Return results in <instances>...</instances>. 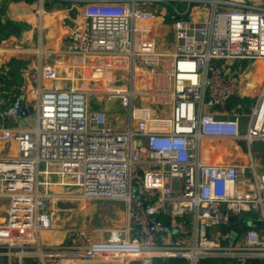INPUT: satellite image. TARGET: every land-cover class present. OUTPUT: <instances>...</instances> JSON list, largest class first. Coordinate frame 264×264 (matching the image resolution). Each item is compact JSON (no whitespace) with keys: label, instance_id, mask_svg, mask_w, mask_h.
<instances>
[{"label":"built area","instance_id":"built-area-1","mask_svg":"<svg viewBox=\"0 0 264 264\" xmlns=\"http://www.w3.org/2000/svg\"><path fill=\"white\" fill-rule=\"evenodd\" d=\"M45 2L81 6L74 54L83 65L80 78L41 68V82L68 87L20 88L0 113L15 121L28 105L27 127L0 128V141L17 145L16 157H0L7 263H264V170L252 152L264 141V79L251 109L243 93L254 88L243 83L248 68L264 63V0ZM164 26L173 41L162 50ZM93 96L120 102L123 113L94 110ZM219 143L233 144L240 159L213 162ZM90 201L125 203V225L68 227L63 242L45 241L78 209L58 202ZM244 212L258 213L260 225L238 233L242 222L228 218Z\"/></svg>","mask_w":264,"mask_h":264},{"label":"crops","instance_id":"crops-1","mask_svg":"<svg viewBox=\"0 0 264 264\" xmlns=\"http://www.w3.org/2000/svg\"><path fill=\"white\" fill-rule=\"evenodd\" d=\"M80 11L81 6L72 2H45L42 4L41 0H0V113L7 109L12 102L13 95L18 94L20 88L30 92L38 88L39 85L47 89L56 86L68 87L67 83L41 82L39 77L41 68L56 66L60 69L61 75L80 78L83 58L74 54L75 44L82 37L77 25L80 21ZM169 39L173 41V36H170ZM263 70L264 63H258L256 66L254 64L243 76V83L248 81L254 83L253 89L244 88L243 91L251 100L256 98L260 92L262 82L259 80L263 81L264 79ZM77 85L82 84L78 83ZM100 101L102 104H106V99L100 98ZM114 103L116 102H111L113 108ZM108 107L101 105L94 110L108 113L110 112ZM24 108L27 110L28 105H25ZM92 108L94 107L92 106ZM0 128H18L17 121L4 122L0 119ZM234 150L233 144L219 143L214 149L213 162L235 163L240 157L234 155ZM0 156L2 158L16 157V143L4 144L0 141ZM256 159L257 166L264 170V166H262L264 164ZM4 202V200H0L1 213L7 209ZM94 202L100 201H90L93 207L95 206ZM74 212L65 213L69 214L65 216L73 217ZM117 212L119 215L117 213L115 221H120V224L103 229L122 228L125 225V211L118 210ZM82 219L81 226L88 230L92 219L89 216ZM88 231L91 233L93 230ZM45 237V241L50 244H58L65 239L62 231L49 232ZM174 239H178V236Z\"/></svg>","mask_w":264,"mask_h":264},{"label":"rangeland","instance_id":"rangeland-1","mask_svg":"<svg viewBox=\"0 0 264 264\" xmlns=\"http://www.w3.org/2000/svg\"><path fill=\"white\" fill-rule=\"evenodd\" d=\"M169 24V19L166 21ZM160 35V40H159V46L161 47L162 50L171 48V42L169 37L172 36V30L170 29V27H163L160 31L159 34ZM251 65L250 62H246L245 66L249 67ZM264 72V70H263ZM259 82H262V79L259 80ZM100 86V85H97ZM93 87V88H97ZM92 106L94 107L93 109H97L98 107H100L101 105L106 106L109 108V111L112 112H118L119 114L123 113V109L121 108L120 102H116L114 103V108L111 104L110 101L106 100V104H102L100 101V99L97 96H93L92 98ZM108 103V104H107ZM253 106V100H250L247 103V108L251 109ZM117 110H116V109ZM107 113V112H106ZM109 113V112H108ZM34 111L31 110L30 116H29V124L30 126L35 124V120H34ZM247 125V119H243V127H245ZM264 141H257L252 145V151L253 153V157L256 159H258L262 164H264ZM263 149V150H262ZM258 151V152H257ZM256 152V154H255ZM258 153V154H257ZM2 157V156H0ZM256 159V160H257ZM264 166V165H262ZM45 166L42 164L41 165V170H44ZM41 180H43V183L45 182V178L43 176H41ZM51 182L57 183L60 182V178L58 176H52L51 177ZM53 193L58 194L59 192H64V193H68L70 195H74L77 194L78 191L75 188H70V189H62L59 187H52L51 188ZM5 205H7V201L4 202ZM95 206L93 207L92 203L90 202H82L80 205L81 207L79 209H77V211L74 212V216L70 217V216H65V215H69V214H61L62 215V220L59 221V223L56 225L58 228L62 229L59 231H62V235L63 238L66 237V231L64 229L68 228V227H76V228H80L83 227L82 222H83V217L85 216H89L92 220L88 226V230H98V229H103L106 227H113V226H117L118 224H120V221H115V219H117V213L119 215V212H117L118 210L120 211H125L126 213V205L123 202H119V201H100V202H94ZM71 213V211L69 212ZM70 217V218H69ZM95 232V231H94ZM93 232V233H94ZM46 235V234H45ZM44 235V238L46 239ZM96 235V234H93Z\"/></svg>","mask_w":264,"mask_h":264},{"label":"water","instance_id":"water-1","mask_svg":"<svg viewBox=\"0 0 264 264\" xmlns=\"http://www.w3.org/2000/svg\"><path fill=\"white\" fill-rule=\"evenodd\" d=\"M28 111H24L23 114L16 120L17 121V127L22 126V127H27L28 126ZM240 147L243 149L244 152H247V146L245 143H240ZM10 158V157H7ZM24 162H27L26 159H23ZM57 207L61 210H69V209H77L79 207L78 203H72V202H58ZM250 219L256 220V221H248ZM260 219V215L255 212H244L241 216L239 217H232L230 216L228 218L229 223H236V222H242L241 225H237L236 231L238 233H242L244 230H246L248 227L252 226H259L260 222L258 221ZM248 221V222H247ZM247 222V223H246ZM6 248H0V264H8L5 254L7 253ZM216 264H223L222 261H217ZM224 264H234L233 262H226Z\"/></svg>","mask_w":264,"mask_h":264},{"label":"trees","instance_id":"trees-1","mask_svg":"<svg viewBox=\"0 0 264 264\" xmlns=\"http://www.w3.org/2000/svg\"><path fill=\"white\" fill-rule=\"evenodd\" d=\"M172 262L175 263L176 261H172ZM134 264H137V263H134ZM156 264H164V263L161 262V261H156ZM200 264H216V262L215 261H211V260H204ZM248 264H264V263H260L258 261H251Z\"/></svg>","mask_w":264,"mask_h":264},{"label":"bare ground","instance_id":"bare-ground-1","mask_svg":"<svg viewBox=\"0 0 264 264\" xmlns=\"http://www.w3.org/2000/svg\"><path fill=\"white\" fill-rule=\"evenodd\" d=\"M11 53H13V52H11ZM79 208V207H78Z\"/></svg>","mask_w":264,"mask_h":264}]
</instances>
